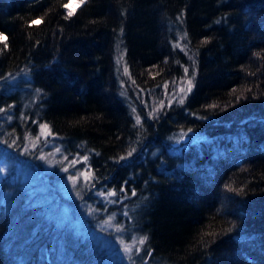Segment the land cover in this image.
<instances>
[{"label": "trees", "instance_id": "trees-1", "mask_svg": "<svg viewBox=\"0 0 264 264\" xmlns=\"http://www.w3.org/2000/svg\"><path fill=\"white\" fill-rule=\"evenodd\" d=\"M70 1L0 0V135L86 164L135 262L264 264V0ZM28 215L0 201V264H118Z\"/></svg>", "mask_w": 264, "mask_h": 264}, {"label": "rangeland", "instance_id": "rangeland-1", "mask_svg": "<svg viewBox=\"0 0 264 264\" xmlns=\"http://www.w3.org/2000/svg\"><path fill=\"white\" fill-rule=\"evenodd\" d=\"M79 5L78 0L69 2L70 10ZM4 136L0 135L1 200L8 201L24 215H28L33 207L42 205L35 215L27 217H41L43 220L53 217L96 238L108 249L115 263L141 264L134 261L140 243L133 236L126 239L121 234L116 216L107 209L111 198L106 197L103 190L92 187L93 175L86 164L79 161L73 165L47 129L34 137L25 134L20 148L16 146V134L9 143ZM65 168L68 170L64 171ZM80 172L90 173L91 179L85 180L81 176L75 183L69 179ZM95 196L103 199V206ZM27 198L31 205L23 202Z\"/></svg>", "mask_w": 264, "mask_h": 264}, {"label": "snow or ice", "instance_id": "snow-or-ice-1", "mask_svg": "<svg viewBox=\"0 0 264 264\" xmlns=\"http://www.w3.org/2000/svg\"><path fill=\"white\" fill-rule=\"evenodd\" d=\"M78 2H79V4L82 5L83 3L86 2V0H78ZM63 6H64L66 9L68 8V4H64ZM71 15H73V12H72L71 10H69V11H68V16H71ZM41 22H43V21H41ZM32 23L35 24V21H33ZM6 41H7V38L4 36V34H3L2 32H0V43H2V44L4 45V48H7V47H8ZM206 42H207V41H205V43H206ZM0 50H2V49H0ZM125 71L127 72V69H125ZM187 71H188V69L185 68V72H187ZM0 79H2V77H0ZM185 91H186V90L183 89V88L180 89V93H181V94H184ZM187 91H188V92L191 91V81H190V80L188 81V88H187ZM178 102H179L180 104H183V103H184V97H183V95L180 96V99H179ZM213 107H214V105H213ZM4 111H5L4 108H0V112H4ZM9 118H10V117H9ZM140 122H141L140 117L137 116V124H140ZM41 128H42V129H46V128H47V125L42 124V125H41ZM189 131H191V130H189ZM58 151H59V149H58ZM133 151H134V149H133ZM131 154H132L131 152L128 153V155H131ZM81 159L84 160V161H87L88 157H87V156H84V157H81ZM71 163H72L73 165H75L76 163H79V161H78V160H75V161H72ZM67 170H68L67 168L64 169V171H67ZM0 171H2V170H0ZM81 176H83L85 180H90V179H91V175H90V173H87V172H80V173H78L77 175L70 176L69 179L75 183V182L79 179V177H81ZM121 191H123V189H121ZM133 194H135V193H133ZM102 195H104V193H102ZM107 195L112 196V195H116V193H115V192H108ZM146 239H147L146 236H145V237H141L140 240H139V243L143 244L144 241H145ZM126 250H129V249H126Z\"/></svg>", "mask_w": 264, "mask_h": 264}, {"label": "bare ground", "instance_id": "bare-ground-1", "mask_svg": "<svg viewBox=\"0 0 264 264\" xmlns=\"http://www.w3.org/2000/svg\"><path fill=\"white\" fill-rule=\"evenodd\" d=\"M74 1V0H73ZM76 1V0H75ZM187 139H189L188 137L187 138H185V140H187Z\"/></svg>", "mask_w": 264, "mask_h": 264}]
</instances>
